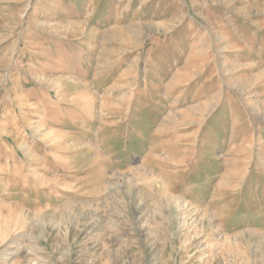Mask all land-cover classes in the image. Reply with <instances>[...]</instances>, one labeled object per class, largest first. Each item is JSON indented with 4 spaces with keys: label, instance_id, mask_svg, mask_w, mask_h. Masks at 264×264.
<instances>
[{
    "label": "rangeland",
    "instance_id": "obj_1",
    "mask_svg": "<svg viewBox=\"0 0 264 264\" xmlns=\"http://www.w3.org/2000/svg\"><path fill=\"white\" fill-rule=\"evenodd\" d=\"M0 264H264V0H0Z\"/></svg>",
    "mask_w": 264,
    "mask_h": 264
},
{
    "label": "bare ground",
    "instance_id": "obj_2",
    "mask_svg": "<svg viewBox=\"0 0 264 264\" xmlns=\"http://www.w3.org/2000/svg\"><path fill=\"white\" fill-rule=\"evenodd\" d=\"M19 247V246H18Z\"/></svg>",
    "mask_w": 264,
    "mask_h": 264
}]
</instances>
